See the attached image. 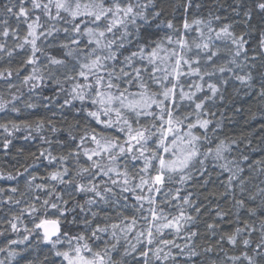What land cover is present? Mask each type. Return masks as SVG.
<instances>
[{
  "label": "snow or ice",
  "instance_id": "1",
  "mask_svg": "<svg viewBox=\"0 0 264 264\" xmlns=\"http://www.w3.org/2000/svg\"><path fill=\"white\" fill-rule=\"evenodd\" d=\"M223 7L0 2V264H264V158L217 117L264 114V0Z\"/></svg>",
  "mask_w": 264,
  "mask_h": 264
},
{
  "label": "trees",
  "instance_id": "2",
  "mask_svg": "<svg viewBox=\"0 0 264 264\" xmlns=\"http://www.w3.org/2000/svg\"><path fill=\"white\" fill-rule=\"evenodd\" d=\"M2 2V0H0ZM206 2H210L211 4H214L217 2V0H206ZM219 3L223 4L224 7L220 9V13L222 15H229L230 10L228 9V4L231 3V0H219ZM203 15H206L207 13H202ZM53 54H56V50H52ZM239 86L238 83L236 85ZM0 91H4V86L0 84ZM26 91V89H25ZM50 94V90H49ZM247 97H244L242 94L238 98V102L236 104V107H241V102L246 101ZM244 111L241 114H233L230 110H225L224 108H221L217 112V117H219L221 114L225 117V128L224 133L230 137H240L241 135L246 136L248 139L252 141V147L256 148V151L252 153V156L254 159H262L264 158V143H262V138H264V130H261V124H264V114L257 111V105L255 102H248L243 105ZM250 110V111H249ZM41 113H43V110H39ZM255 114V119L250 118V114ZM46 115H50V113H43ZM18 144H23V141L17 142ZM241 149H244V145L241 144ZM20 162L23 163L22 158L20 159ZM15 163L11 160V158H6L3 155H0V167L8 168L10 164ZM12 183V182H9ZM0 186H4V182L0 181ZM23 187V185H21ZM14 238V237H13ZM2 240V238H0ZM177 243H180L181 246H183V240L177 239Z\"/></svg>",
  "mask_w": 264,
  "mask_h": 264
}]
</instances>
